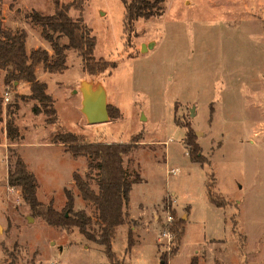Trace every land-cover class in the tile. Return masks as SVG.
Listing matches in <instances>:
<instances>
[{"label": "rangeland", "instance_id": "1", "mask_svg": "<svg viewBox=\"0 0 264 264\" xmlns=\"http://www.w3.org/2000/svg\"><path fill=\"white\" fill-rule=\"evenodd\" d=\"M60 2H72L69 15L91 29L95 58L116 67L90 76L70 48L62 73L38 72L56 124L35 115L32 106L40 104L26 97L30 90L17 88L19 81L4 84L0 70V264H111L102 245L76 226L47 224L20 188L7 183L20 156L37 179V199L60 212L68 189L73 210H85L97 233V212L72 180L75 171L90 174L96 191L97 169L88 167V157H72L54 142L61 130L89 142L135 141L122 164L141 180L132 185L125 220L115 228L114 264H161L173 244L169 227L178 220L184 232L166 264H190L193 255L199 264H264V0H165L161 14L137 19L129 34L121 0ZM0 10L5 28H27L29 46L44 41L26 15L51 14L50 0H0ZM150 42L153 47L141 52V44ZM84 79L104 86L113 115L108 120H84L72 91ZM9 120L18 132L13 137L6 131ZM188 124L206 158L202 165L187 153ZM211 174L225 207L208 198ZM129 229L134 244L127 249Z\"/></svg>", "mask_w": 264, "mask_h": 264}, {"label": "trees", "instance_id": "2", "mask_svg": "<svg viewBox=\"0 0 264 264\" xmlns=\"http://www.w3.org/2000/svg\"><path fill=\"white\" fill-rule=\"evenodd\" d=\"M53 7L51 14H42L32 10L26 17L33 26L40 28L41 37L51 47L52 54L42 48H35L29 53L25 49L27 33L24 29L11 30L5 28L2 23L0 10V70L4 71V84H13L25 81L29 84L30 93L26 96L36 100L40 105L34 104L32 112L35 115L43 113L48 124H56L58 121L56 109L52 97L46 92V84L37 79L35 68L42 64L45 71L62 72L66 69V50L73 48L81 57L82 70L90 76H96L108 69L116 67L114 61L96 59L94 56L95 38L91 35V29L84 24L82 17L72 19L69 16L71 3L62 4L60 0H50ZM125 6L123 29L129 34L133 31L134 22L139 18H150L161 14L165 0H121ZM65 37L67 43H61ZM16 106V105H15ZM109 116H113L111 111ZM184 142L188 147V155L192 162L200 165L206 162V158L200 152L199 146L194 142V133L191 127L186 125ZM7 135H17V128L12 120L6 122ZM54 142L63 144L67 152L75 158L88 157V167L97 169L95 191L88 181L90 174L85 176L78 172L72 173V180L79 191L81 198L89 202L97 212L99 230L94 233L91 228V217L85 210H73L74 198L68 189L64 190L66 203L62 211H57L52 202L41 203L36 196L37 179L28 170L20 156H16L13 168L8 172L7 183L10 186H18L23 199L29 204L30 209L44 221L55 227L67 229L76 226L78 231L87 239L102 245L105 254L114 264L115 254L111 249L115 228L125 220L123 211L129 202V193L134 183L141 177L138 173L131 176L123 166L122 157L128 153L134 145V140L127 142H89L81 135L61 130L53 136ZM214 178L211 174L206 184L209 200L217 207H225L228 204L220 195L213 191ZM67 212V214H66ZM173 232V244L168 252L161 255V264H166L168 257L174 255L179 247L184 226L180 220L169 227ZM129 249L133 244L132 230H128ZM196 255L190 258V264H199Z\"/></svg>", "mask_w": 264, "mask_h": 264}, {"label": "water", "instance_id": "3", "mask_svg": "<svg viewBox=\"0 0 264 264\" xmlns=\"http://www.w3.org/2000/svg\"><path fill=\"white\" fill-rule=\"evenodd\" d=\"M154 43L141 44V52L151 49ZM81 95L80 111L87 123H101L109 119L107 95L104 86L92 80H81L78 89ZM30 219V217H28Z\"/></svg>", "mask_w": 264, "mask_h": 264}, {"label": "crops", "instance_id": "4", "mask_svg": "<svg viewBox=\"0 0 264 264\" xmlns=\"http://www.w3.org/2000/svg\"><path fill=\"white\" fill-rule=\"evenodd\" d=\"M70 16V15H69ZM71 17V16H70ZM72 18V17H71ZM72 19H74V18H72ZM7 26L8 27H10L11 29H17V28H21V29H24V30H26V32H27V28L25 27V26H19V25H14V24H12V23H7ZM35 27V26H34ZM36 27H38V26H36ZM39 29V28H38ZM27 35H28V33H27ZM27 37V36H26ZM44 40V39H43ZM60 42L61 43H67V39L65 38V37H62L61 39H60ZM38 46H40L42 49H45V50H47L48 52H49V54H51L52 52H51V48H50V44L46 41V40H44V41H40V42H38V43H36V44H34L33 46H29V44H28V42H27V38L25 39V49H26V52L27 53H29L31 50H33V49H35V48H38ZM68 51H69V49L68 50H66V57H67V54H68ZM66 67H67V64H66ZM67 69V68H66ZM47 72V73H51V72H48V71H45L44 69H43V66H42V64H39V65H37L36 66V68H35V75H36V77H37V79L38 80H40L39 79V75H38V72ZM64 71V70H63ZM62 71V72H63ZM62 72H57V73H62ZM42 82V81H41ZM45 83V82H44ZM46 84V83H45ZM17 86V88H19V87H22L23 89H24V93H28V91H29V84L27 83V82H25V81H19L17 84H16ZM47 86V85H46ZM46 90H47V87H46ZM73 92H74V90H72ZM74 93H78L79 94V100H78V108H79V110H80V106H81V95H80V93L79 92H74ZM107 95V94H106ZM41 114V113H40ZM84 116V115H83ZM84 120L86 121V119H85V117H84ZM87 122V121H86Z\"/></svg>", "mask_w": 264, "mask_h": 264}, {"label": "built area", "instance_id": "5", "mask_svg": "<svg viewBox=\"0 0 264 264\" xmlns=\"http://www.w3.org/2000/svg\"><path fill=\"white\" fill-rule=\"evenodd\" d=\"M5 94H6V95H5L4 99H5V100H8V97H7V94H8V93H5ZM171 220H172V216H171V215H168V216H167V221L169 222V221H171ZM163 235H165V236L169 235V231H168V230L163 231Z\"/></svg>", "mask_w": 264, "mask_h": 264}]
</instances>
